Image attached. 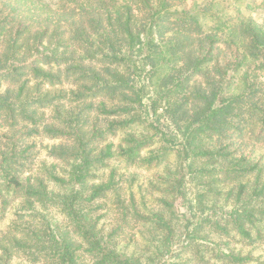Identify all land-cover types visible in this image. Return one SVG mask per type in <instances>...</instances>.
<instances>
[{"label": "trees", "instance_id": "obj_1", "mask_svg": "<svg viewBox=\"0 0 264 264\" xmlns=\"http://www.w3.org/2000/svg\"><path fill=\"white\" fill-rule=\"evenodd\" d=\"M227 1L0 0V264H264V26Z\"/></svg>", "mask_w": 264, "mask_h": 264}, {"label": "rangeland", "instance_id": "obj_2", "mask_svg": "<svg viewBox=\"0 0 264 264\" xmlns=\"http://www.w3.org/2000/svg\"><path fill=\"white\" fill-rule=\"evenodd\" d=\"M42 2L46 3L47 5L50 6H55L58 4V0H41ZM200 0H184V4L183 7L185 9H189L192 5H194L196 2H198ZM220 2V4H218L216 7H219L221 4H225V1L222 0H218ZM228 3H230L229 5L230 10L228 12V14H230L231 16L234 17H239V16H245V17H249L251 18L255 23H257L258 25L264 26V0H243L242 4H238V5H233L232 1H227ZM215 7V8H216ZM43 143L47 144V141H43ZM44 154L42 152L39 153V158H43ZM111 166H115L119 169L120 172H125L126 174H135L136 175V180L133 184V188L132 190L134 191L136 198L138 199V191L140 190V188L138 187L139 185H142L143 187L145 186L146 181L152 177L153 173L156 172V169H141V168H129V169H124L123 168V164L115 161L111 164ZM161 170V168L159 169ZM148 205H150L151 203L148 201L147 203ZM151 206V205H150ZM110 214V213H109ZM104 218V223L107 222V217L108 215ZM56 218L58 219L59 222H61V219L59 217V215L55 214ZM11 219V214L9 213L8 215H6L5 219L2 220L0 222V230L5 229V227L7 226L9 220ZM109 222V221H108ZM140 230V229H139ZM139 230H135L133 232H129L128 235L124 238V240L120 239L118 241V248L124 250L125 252L129 253L130 251H132L135 247H134V242H131V236L132 239H134L135 243L137 244H141L142 243V239L140 237V233ZM129 241V242H128ZM139 249H142L141 247H139ZM255 255H259L261 254V251L259 249L255 250L253 252ZM14 264H27L24 261H21V259L16 258L14 261Z\"/></svg>", "mask_w": 264, "mask_h": 264}]
</instances>
